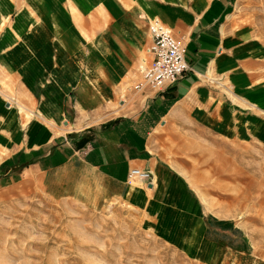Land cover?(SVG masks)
<instances>
[{"label":"rangeland","instance_id":"obj_1","mask_svg":"<svg viewBox=\"0 0 264 264\" xmlns=\"http://www.w3.org/2000/svg\"><path fill=\"white\" fill-rule=\"evenodd\" d=\"M110 10L105 0H0V264H264V107L237 134L165 141L169 173L153 186L128 182L117 199L88 170L78 187L70 169L64 179L17 165L21 150L60 140L71 119L116 111L124 85L104 88L83 63ZM236 11L235 26L264 45V0H239ZM75 69L79 81L62 82ZM62 98L76 105L69 118Z\"/></svg>","mask_w":264,"mask_h":264},{"label":"crops","instance_id":"obj_2","mask_svg":"<svg viewBox=\"0 0 264 264\" xmlns=\"http://www.w3.org/2000/svg\"><path fill=\"white\" fill-rule=\"evenodd\" d=\"M105 1L111 9L106 12L109 22L95 29L94 59L83 63L85 71L96 74L95 81L104 88L109 83L124 85L116 111L110 108L112 114L105 119L81 126L71 119V128L60 140L51 135L30 147L28 154L23 150L22 157L21 150L17 165L23 159L29 162L25 171H60L64 179L69 172L65 169H70L78 187L90 184L92 179L80 172L88 170L97 180L99 192L117 199L125 194L128 182L136 181L127 177L131 168L150 171L151 181H138L147 186L169 173L164 165L165 141L180 135L198 137L199 132L228 136L232 131L237 134L239 125L261 122L264 45L245 25L235 26L239 0ZM151 19H158L185 46L189 69L165 88L135 89L144 60L150 64L152 59L148 29ZM75 65L80 74V62L70 64ZM77 73L76 69L65 71L62 82L69 78L76 82ZM88 78L90 83L93 79ZM103 87L96 86L99 90ZM54 91L51 86L46 96L53 99ZM72 107L76 109L68 98H62L65 117H70ZM76 112L73 115L80 116ZM73 118L79 121V117ZM37 129L31 130L34 136ZM46 131L44 135L49 137Z\"/></svg>","mask_w":264,"mask_h":264},{"label":"built area","instance_id":"obj_3","mask_svg":"<svg viewBox=\"0 0 264 264\" xmlns=\"http://www.w3.org/2000/svg\"><path fill=\"white\" fill-rule=\"evenodd\" d=\"M148 29L152 39V60L143 68L141 80L134 88L150 86L153 89H162L173 84L189 69L185 60V46L158 19H151ZM127 177L129 180L151 181L150 171L140 168H131Z\"/></svg>","mask_w":264,"mask_h":264}]
</instances>
